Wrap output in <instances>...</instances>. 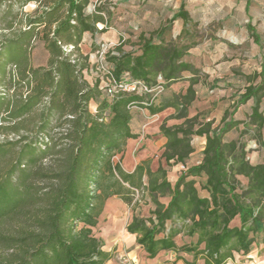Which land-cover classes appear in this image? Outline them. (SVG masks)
I'll return each mask as SVG.
<instances>
[{"label": "trees", "instance_id": "16d2710c", "mask_svg": "<svg viewBox=\"0 0 264 264\" xmlns=\"http://www.w3.org/2000/svg\"><path fill=\"white\" fill-rule=\"evenodd\" d=\"M89 4L0 0L2 29L9 31L0 35V134L7 137L0 142V264H106L112 253L94 234L105 203L116 197L134 206L140 191L153 208L148 217L133 215L126 230L148 258L173 251L192 254L190 264L199 257L204 264H225L234 253H249L258 234L264 244V159L251 163L241 140L251 131L252 140L263 145L264 63L245 76L233 109L213 126L214 121L188 113L195 86L207 77L184 59L197 45L187 28L193 23L188 11L181 8L170 21L183 22L178 39L189 37L187 43L165 41L169 27L163 26L140 37L138 53L119 47L106 53V74L90 59L99 48L81 49L84 35L106 34L110 19L100 4L87 12ZM28 5L34 6L30 13L24 12ZM38 41L47 60L34 66L31 52ZM111 76L116 86L108 95ZM180 80L188 82L184 94L159 105L153 94L140 90H165ZM130 83L134 90L119 86ZM250 100L248 120L235 119L238 107ZM134 107L150 115L172 109L168 118L182 120L159 126L167 168L186 166L194 152L192 137L204 139L198 163L187 165L173 184L160 164L152 171L144 160L127 173L114 161L138 138L131 129ZM234 131L239 137L228 140ZM197 178L203 179L199 188ZM177 238L188 241L177 245Z\"/></svg>", "mask_w": 264, "mask_h": 264}, {"label": "rangeland", "instance_id": "374dc122", "mask_svg": "<svg viewBox=\"0 0 264 264\" xmlns=\"http://www.w3.org/2000/svg\"><path fill=\"white\" fill-rule=\"evenodd\" d=\"M99 4L109 11L110 19L106 34H97L91 39L86 37L82 44L83 53H89L92 44L96 49L99 48L97 53L91 55L92 61L99 60L108 52L116 53L118 47L125 52L138 53L140 37H151L163 26L169 27L164 35L165 41L187 43L189 37L178 39L183 22L175 20L170 24V21L181 8L188 11L193 23L198 24L196 28L193 23L187 26L191 40L197 45L184 59L207 75L195 86L196 97L188 113L190 117L198 114L201 120L214 121L213 126L219 123L225 110L233 109V104H236L238 95L246 85L245 76L259 72L261 64L264 63V0H90L87 12H92ZM33 9V5H28L24 12L30 13ZM10 19L11 16L7 17L5 22ZM3 20L0 13V35H9L8 30L2 29ZM250 29L259 36L261 44H255ZM46 60L47 53L38 41L33 45L31 62L38 66L44 65ZM188 76V73H183V77ZM187 85V81L180 80L168 89L153 93L154 104L159 105L173 94H184ZM252 105L251 100L240 105L234 114L235 119L247 121ZM90 109L93 111V107ZM262 110L264 113V101ZM132 112L131 129L138 134V138L128 141L122 154L117 155L114 161H119L124 170L128 169L129 161L134 164L139 160H149L152 171H155L159 164L167 168L161 158L165 138L159 133V126L164 121L167 126H172L182 120L168 118L174 113L172 109L150 115L147 110L134 107ZM239 129L242 130L243 126H239ZM251 135L252 132L249 131L241 140L249 151V161L255 164L264 159V131L262 146L256 144ZM238 137V131L227 135L228 140ZM6 139L7 137L0 134V142ZM191 144L194 152L186 160V166L199 161L204 139L192 137ZM181 166L178 164L167 168L169 180L185 170ZM196 181L199 188L203 179L197 178ZM200 194L205 195L204 192ZM135 200L137 204L134 206H127L116 197L107 200L99 223L94 229L95 236L101 238L104 245L107 241H111L112 245L114 236L110 235L111 232H115L116 228L125 227L133 215H149L153 206L147 194L144 191L135 192ZM161 201L166 202L167 198H162ZM262 238L261 234L256 236L253 249L260 246ZM177 241L181 244L188 239L177 238Z\"/></svg>", "mask_w": 264, "mask_h": 264}, {"label": "crops", "instance_id": "0c3cea01", "mask_svg": "<svg viewBox=\"0 0 264 264\" xmlns=\"http://www.w3.org/2000/svg\"><path fill=\"white\" fill-rule=\"evenodd\" d=\"M86 37H89L91 39V36L89 34H85L82 41L83 43ZM140 162L141 161L139 160L138 162H135L133 164L131 161H129L128 169L127 170H124L123 168L122 169L125 172L130 173L133 171L135 166ZM178 176L175 175L172 178V180H169L167 177V180L171 184H173L177 180ZM167 202L168 199L166 202H162V203L166 205ZM126 226L123 227L122 229L116 228L115 232H111L110 235L114 236V239L112 240V245L110 244L111 241H107V244L104 245L103 249L106 252L111 251L112 253V258L106 264H190L192 263L193 261L192 254L175 253L173 251H161L155 257L148 258L146 252L136 243V236L134 234L128 233L126 230ZM176 243L177 245H180L177 240ZM194 264H204V260L199 257L194 262ZM225 264H264V244H260L259 247H255V249H252L247 254L234 253L233 257L231 259H228L225 262Z\"/></svg>", "mask_w": 264, "mask_h": 264}, {"label": "built area", "instance_id": "2783aa9c", "mask_svg": "<svg viewBox=\"0 0 264 264\" xmlns=\"http://www.w3.org/2000/svg\"><path fill=\"white\" fill-rule=\"evenodd\" d=\"M103 61H104V56L102 55V56L100 57V59L97 60V62H98V64H99V69H100L102 72L108 74V71L106 70L105 65L103 64ZM109 81H110V84H111V85H108L107 93H108V95H112V94H113V90H114V88H115V86H116V82H115V80L112 78V76L110 77V80H109ZM103 84H104V85H107V84H105V83H103ZM109 86H110V87H109ZM119 86L122 87L123 90H128V91H129V90H134V89L136 88L135 83L121 84V85H119ZM140 90H142L144 93L153 94V93H155V92H161V91L163 90V88H162L161 86H158V87H156L155 89H148L147 87L142 86ZM181 168L184 169L185 166L182 165Z\"/></svg>", "mask_w": 264, "mask_h": 264}]
</instances>
